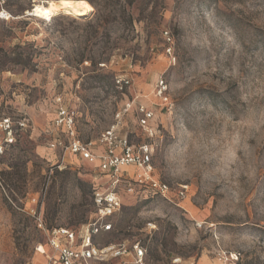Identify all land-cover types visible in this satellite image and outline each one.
<instances>
[{
    "label": "rangeland",
    "instance_id": "1",
    "mask_svg": "<svg viewBox=\"0 0 264 264\" xmlns=\"http://www.w3.org/2000/svg\"><path fill=\"white\" fill-rule=\"evenodd\" d=\"M46 1L80 0H0V119L27 121L0 155V264H45L36 247L50 230L92 219L98 162L65 149L59 110L98 144L127 108L122 131L152 145L169 193L120 184L96 243L138 242L148 264H264V0H86V18L26 14Z\"/></svg>",
    "mask_w": 264,
    "mask_h": 264
},
{
    "label": "built area",
    "instance_id": "2",
    "mask_svg": "<svg viewBox=\"0 0 264 264\" xmlns=\"http://www.w3.org/2000/svg\"><path fill=\"white\" fill-rule=\"evenodd\" d=\"M5 13L3 9L0 10V20L9 19ZM159 85L162 89L165 88L163 81H160ZM124 112L116 114L114 124L100 135L96 144L82 142L76 138L72 118L65 110H59L56 124L64 127L70 136L65 149L83 160L97 161L98 174L92 183V219L78 231L66 228L50 230L46 243L36 247V252L45 258V264H148L147 251L138 242L101 246L95 241L97 236L111 231L112 225L108 220L119 212L122 204L116 190L120 184L134 183L152 195L162 198H167L169 193L168 185L154 176L152 145L135 146L130 142L127 133L122 131ZM139 112V126L149 139H155L157 131L150 124L152 112L144 108H140ZM26 127L25 119L15 122L9 117L0 119V155L15 143L17 134ZM57 145L61 143L55 142L51 147L55 148ZM97 145L102 149L98 150ZM125 168H132L133 174L129 175ZM186 188L181 186L177 190L180 199L185 198ZM37 221L38 227L41 228V221L38 218ZM201 225L197 224V227L200 228Z\"/></svg>",
    "mask_w": 264,
    "mask_h": 264
},
{
    "label": "bare ground",
    "instance_id": "3",
    "mask_svg": "<svg viewBox=\"0 0 264 264\" xmlns=\"http://www.w3.org/2000/svg\"><path fill=\"white\" fill-rule=\"evenodd\" d=\"M92 11L93 8L87 1H46L36 3L30 10L26 11V14L40 20L49 21L59 14L73 16L78 19L86 18ZM5 15L10 18L7 13Z\"/></svg>",
    "mask_w": 264,
    "mask_h": 264
},
{
    "label": "trees",
    "instance_id": "4",
    "mask_svg": "<svg viewBox=\"0 0 264 264\" xmlns=\"http://www.w3.org/2000/svg\"><path fill=\"white\" fill-rule=\"evenodd\" d=\"M82 1H86V0H80V1H72V2H82Z\"/></svg>",
    "mask_w": 264,
    "mask_h": 264
}]
</instances>
